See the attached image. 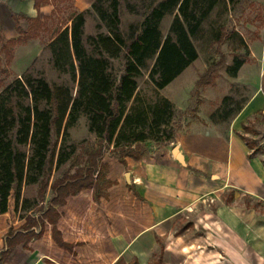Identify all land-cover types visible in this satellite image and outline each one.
I'll use <instances>...</instances> for the list:
<instances>
[{
    "label": "crops",
    "instance_id": "obj_1",
    "mask_svg": "<svg viewBox=\"0 0 264 264\" xmlns=\"http://www.w3.org/2000/svg\"><path fill=\"white\" fill-rule=\"evenodd\" d=\"M96 1L0 0V85L20 78L35 56L59 32L70 29L77 15L90 11L85 27L89 17L99 23L97 14L92 10ZM118 1L121 7V0ZM166 1L150 0L147 8L141 11L130 0H123V3L130 15L141 16L138 22L141 23L144 14ZM182 1L178 0L170 10L163 11L160 24L163 37L167 35L175 16L182 20L178 10ZM243 5L250 10L260 8L262 13H237ZM219 8L225 15L228 14L235 26L230 31L219 26L228 34L223 44L231 37L236 38L238 46L231 53L239 54L246 50L251 60L246 59L236 74L227 72L228 77L221 81L220 86H249L251 96L236 109H230L227 104L229 98L224 104L223 100L227 97L221 95L214 101L205 99L202 103H196L189 114L186 110L189 99L180 98L175 91L185 85L184 76L193 69L198 58L160 91L176 110H186L174 141L154 147L141 160L124 158V166L139 196L150 209L148 225L133 237L109 233L98 237L95 230L92 233L91 228L86 230L83 224L75 225L70 218L72 213H80L85 207L72 210L66 206V201L64 206L56 208L59 218L54 235L63 245L54 240L53 226L45 220L40 237L32 238L25 246L16 244L0 264H129L132 261L149 264L160 244L164 245L163 259L172 258L173 264L174 261L177 264H264V147L261 151L254 143V149H250L242 139L244 137L254 142L248 137V134L254 133L250 128H244H248L249 122L258 116L264 115V61L257 62L258 57L264 60V0H234L233 4L221 0L203 19L199 32L191 38L197 55L194 41L203 35L207 26L210 27L212 16ZM166 19L168 26L164 32L162 27ZM41 39H47L44 46H41ZM211 41L208 42L209 51ZM209 66H205L204 70ZM232 66L233 63L225 62L219 69L230 71ZM198 78L189 83L191 87H195ZM214 85L215 78L213 84L205 88L211 89ZM165 92L167 94L164 95ZM207 102L223 103L221 106L213 104V108H219L221 113L217 118L208 116L205 109ZM174 147L178 149L182 161L173 155ZM83 191L74 196H79ZM203 200L207 201L203 214L208 218L199 224L206 231L204 236L191 238L181 237L180 234L163 244V237L170 233L175 221L201 206ZM40 214L36 213L34 217ZM24 223L25 220L12 236L17 232L27 233L22 230ZM29 231L38 234L41 228L33 227ZM4 247L0 253L6 252V242Z\"/></svg>",
    "mask_w": 264,
    "mask_h": 264
},
{
    "label": "trees",
    "instance_id": "obj_2",
    "mask_svg": "<svg viewBox=\"0 0 264 264\" xmlns=\"http://www.w3.org/2000/svg\"><path fill=\"white\" fill-rule=\"evenodd\" d=\"M177 1L167 0L152 7L141 23L131 25L126 34L122 31L118 0H97L92 5L99 19L95 35L85 33L90 11L77 15L70 29L59 32L46 46L53 69L68 76L76 86L75 94L67 84H50L43 77L28 73L0 85V214L7 212L12 193L16 208L21 204L23 211L31 210L28 201L21 199L23 186H39L37 198L41 203L47 188L50 192L46 206L36 212L41 213L37 218L36 213L23 218L22 230L27 233L17 232L6 238L7 250L0 261L7 258L16 244L25 246L32 238L40 237L45 220L53 226L54 240L63 245L54 236L59 218L56 208L82 190H91L96 202L105 195L111 185L106 179V166L101 164L106 151L123 161H137L154 147L174 141L180 127L175 122L177 111L159 92L198 58L191 38L221 0H183L178 9L182 20L175 16L163 37V11L170 10ZM227 36L225 29L219 27L209 45L210 52L217 54L219 60L199 76L196 88L211 86L214 73L225 64L219 48ZM114 61L121 65L119 72L114 69ZM242 64V60H234L231 75ZM143 71L148 72L150 94L139 89L138 79ZM227 100H223L224 104ZM82 116L97 141L93 149L84 150L82 159H77L76 147L66 143L68 130ZM62 130L54 165L57 170L72 162L75 169L73 173L63 172L49 183L48 170L53 163L51 137L53 131L59 135ZM242 139L248 148L254 149L253 142ZM33 227H40L41 231H29ZM149 264H163L161 253Z\"/></svg>",
    "mask_w": 264,
    "mask_h": 264
},
{
    "label": "rangeland",
    "instance_id": "obj_3",
    "mask_svg": "<svg viewBox=\"0 0 264 264\" xmlns=\"http://www.w3.org/2000/svg\"><path fill=\"white\" fill-rule=\"evenodd\" d=\"M130 2L135 5L136 9L145 10L150 0H130ZM121 0V19H122V31L126 34L129 31L131 25H136L141 20V16L130 15L126 10V6ZM238 9V8H237ZM241 9V11H240ZM252 14L259 13L261 15L262 11L260 8H253L250 10L248 6L243 5L237 13ZM168 19L163 23V31L165 32L168 26ZM97 21L92 17L88 18L87 26L85 27L86 35H95L97 30L95 29ZM224 26L227 31H230L231 28H234V23L228 18V14L222 12V8L216 10L212 16V22L210 27L205 28L203 35L194 41V44L198 51V59L196 64L193 66V69L187 71L184 79H186L185 85L177 89L175 94L182 97H187L189 99L188 108L186 109L189 113L192 112L197 104L202 103L205 99L214 101V98H219L220 95L223 97L229 98L227 103L230 109H236L240 104H245L246 100L251 96L249 86H240L235 84H227L225 86H220L221 81H224L228 77L227 72L224 68L216 70L214 73L215 85L211 89L208 88H196L191 87L190 84L200 75L204 73V67L209 66L210 64L219 60V56L213 51H209L208 42L213 40L218 32L219 26ZM245 35V34H244ZM247 36V35H245ZM251 37V36H250ZM47 39L40 41L41 46L46 44ZM238 46V40L236 38H229L228 41L221 46V52L224 54V60L228 64H232L234 60H242L243 62L249 58L248 52L242 50L239 54H233L231 51L235 50V47ZM263 57H258L257 62H263ZM254 62V61H253ZM256 63V61H255ZM113 66L116 72H119L121 65L117 62H113ZM31 74L33 76H41L50 84H67L72 89V94H75L76 86L73 85L68 76L58 74L52 67L50 62V54L45 47L38 55L35 56L32 64L26 69L23 74ZM189 74V75H188ZM10 75V74H9ZM1 77V75H0ZM11 78H13L11 76ZM6 81V79H5ZM148 81V72L143 71V75L138 79L139 89L143 93L150 94L151 86L147 83ZM190 83V84H189ZM185 87V88H184ZM161 93V92H159ZM167 92L164 93V95ZM179 98V97H178ZM205 109L209 115H214L218 117L220 110L219 108H213L214 105H222L221 103H206ZM214 104V105H213ZM200 105V104H199ZM219 107V106H218ZM184 112L176 110L177 114L175 117V122L180 126V122L184 119ZM191 114V113H189ZM221 114V113H220ZM248 128L251 129V132L254 134H248V137L259 146L262 151L264 147V115L258 116L255 120L249 122ZM62 133L58 135L53 131L51 137V151L53 156V163L50 169L48 170V182L51 183L54 179L60 177L63 172H74V163L68 162L61 168H55V159L59 146L61 145ZM67 145H74L76 147L75 156L77 159H82L84 157V150H91L96 146V137L94 134L88 131L87 121L82 116L78 119L76 124L68 130ZM101 164L106 166V179L111 183L110 186L105 191V195L100 197L96 202L93 197H91V191L84 190L79 196L69 197L66 199V206L70 207L72 210L74 208L85 207L80 213H72L70 218L74 221L75 225H84V229L91 232L97 233L98 237H102L105 233L110 235H119L126 234L130 237L135 236L139 233L145 225H148L150 222V209L146 201L139 196L133 180L129 176L128 169L124 166L125 162L116 158L113 152L106 151L104 153ZM128 174V179L126 177ZM37 185L23 186L21 190V199H26L28 206L31 210L29 212L23 211L21 209V204L16 208L15 200L13 193L8 199V209L4 214H0V250H4V243L6 242L7 237H11L16 229L24 221L26 214L34 213L39 211L41 208L46 206V201L50 197L49 189H46L45 201L43 203L37 198ZM207 204L206 200L201 202V206L191 210L190 212L184 214L180 219L176 220L173 229L168 233L167 236L163 237V244L168 239L171 240L173 236L181 237H201L204 236V231L201 227L204 221H207V216L203 214L204 205ZM92 207V210L90 209ZM194 225V228H193ZM75 227V226H73ZM82 228V226H81ZM189 231H187L188 229ZM83 229V228H82ZM187 232H185V231ZM82 230H80L81 232ZM185 232V233H184ZM88 234V233H87ZM106 236V235H105ZM164 245L159 246L154 252L152 259H158V255L161 253V261L163 264H173L172 258L163 259V247ZM2 254V252L0 253ZM175 264L176 261H174ZM182 263V262H181ZM178 262V264H181ZM198 264H201L200 262ZM213 264V263H212Z\"/></svg>",
    "mask_w": 264,
    "mask_h": 264
},
{
    "label": "water",
    "instance_id": "obj_4",
    "mask_svg": "<svg viewBox=\"0 0 264 264\" xmlns=\"http://www.w3.org/2000/svg\"><path fill=\"white\" fill-rule=\"evenodd\" d=\"M172 153H173V155L176 157V159L182 161V158H181L180 155L178 154V149H177L176 147H174ZM126 177H127V179H128V174H126Z\"/></svg>",
    "mask_w": 264,
    "mask_h": 264
}]
</instances>
